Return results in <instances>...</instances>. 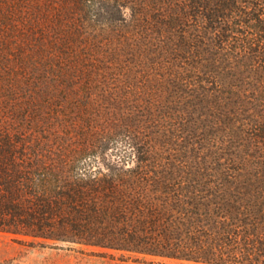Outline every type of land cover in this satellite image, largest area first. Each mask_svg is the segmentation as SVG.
<instances>
[{
	"label": "trees",
	"instance_id": "trees-1",
	"mask_svg": "<svg viewBox=\"0 0 264 264\" xmlns=\"http://www.w3.org/2000/svg\"><path fill=\"white\" fill-rule=\"evenodd\" d=\"M0 232L264 264V0H0Z\"/></svg>",
	"mask_w": 264,
	"mask_h": 264
},
{
	"label": "rangeland",
	"instance_id": "rangeland-1",
	"mask_svg": "<svg viewBox=\"0 0 264 264\" xmlns=\"http://www.w3.org/2000/svg\"><path fill=\"white\" fill-rule=\"evenodd\" d=\"M97 114H100L96 111ZM0 264H197L169 259H120L82 250L77 246H40L17 240L11 233L0 232ZM201 264V263H199Z\"/></svg>",
	"mask_w": 264,
	"mask_h": 264
}]
</instances>
